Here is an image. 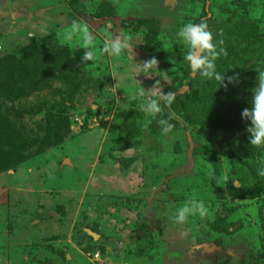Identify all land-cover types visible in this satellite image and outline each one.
I'll use <instances>...</instances> for the list:
<instances>
[{
	"label": "rangeland",
	"instance_id": "1",
	"mask_svg": "<svg viewBox=\"0 0 264 264\" xmlns=\"http://www.w3.org/2000/svg\"><path fill=\"white\" fill-rule=\"evenodd\" d=\"M201 22L227 52L215 62L223 83L238 84L198 72L192 90L181 84L178 32ZM117 38L121 54L104 52ZM262 42L264 0H0V140L32 131L25 162L0 173V264H264L263 198L230 193L228 160L252 106L241 58ZM152 58L160 72L144 71ZM161 91L175 100L153 117L146 103ZM205 95L219 114L203 128L182 120ZM192 202L205 215L176 223ZM185 234L196 240L183 259L173 241Z\"/></svg>",
	"mask_w": 264,
	"mask_h": 264
},
{
	"label": "trees",
	"instance_id": "2",
	"mask_svg": "<svg viewBox=\"0 0 264 264\" xmlns=\"http://www.w3.org/2000/svg\"><path fill=\"white\" fill-rule=\"evenodd\" d=\"M48 52H40V55H48ZM241 79L242 82L246 85L248 88L250 101H252V96L255 93L256 88L259 85V74L261 72H264V42L259 44L255 49L251 50L250 52H247L243 58H241ZM196 74H193L191 72V69L188 64V72L185 75V77L182 80V85L188 86L187 88L192 90V86L195 82ZM189 90V91H190ZM203 101L200 99L198 100V104L192 108L193 111V120L191 117H187L185 115H181V119H185L190 124L194 126H200L203 128L207 124L210 123V118L217 116L220 112V106L217 100L213 96H204ZM61 103L56 107L57 113H59L60 110H62L65 106H63ZM64 111H68L67 107L63 109ZM62 114V111H60ZM214 113V114H212ZM63 115V114H62ZM213 115V116H212ZM62 117H59L58 119H61ZM57 119V120H58ZM59 121V120H58ZM175 121V120H173ZM177 122V121H175ZM3 125V124H2ZM249 125V124H248ZM16 130L9 129L7 133H11L13 137L18 136L15 133ZM141 132L138 129H135L134 131H128L127 132V141L130 139H135L140 136ZM4 135V133L2 134ZM0 134V136H2ZM32 136V131L28 130L23 136L16 137L13 140L11 139L8 141L7 139H1L0 140V173L7 172L9 170H12L17 167L18 165L24 163L23 161V154L27 148L28 145L31 143L29 142L30 137ZM228 141L230 142L231 138L234 136L232 133L230 135L227 133ZM7 137V135L5 136ZM123 140L117 142L118 145V151H121L122 149V142ZM125 142V139L123 143ZM131 143L125 144V147H130ZM14 146V148H12ZM133 149V148H131ZM233 151L228 152V160L230 164V171L231 174L234 175L237 179V182L240 183L241 187L239 189H236V187L230 185L231 194L237 196V197H244L246 192L254 193L256 196H259L260 198H263L262 205L259 209V219L261 222V230L264 233V166L263 163L260 160L261 152L264 150V147H257L255 145L250 144L249 142V134L246 132L242 134L241 136L237 137L233 142ZM245 150H251L252 151V157H249L248 155H244ZM196 151L199 154H203L201 148L196 149ZM16 154L12 157V154ZM238 153V155L236 154ZM20 157V159H19ZM17 164V165H16ZM243 175L247 176L246 179L243 178ZM191 225L193 224V220L190 219ZM195 221V220H194ZM184 228H186V225L184 224ZM185 231V229H184ZM192 235V234H191ZM191 235H184L183 238L176 239L174 242V249L173 252L176 256H180L183 259L191 258L188 257L186 254L187 251L190 250L195 242L196 239H190ZM190 241V242H189ZM201 243V242H200ZM202 253L206 257L208 254L205 249L202 250ZM193 254H195L193 252ZM202 254V255H203ZM179 257V258H180Z\"/></svg>",
	"mask_w": 264,
	"mask_h": 264
},
{
	"label": "clouds",
	"instance_id": "3",
	"mask_svg": "<svg viewBox=\"0 0 264 264\" xmlns=\"http://www.w3.org/2000/svg\"><path fill=\"white\" fill-rule=\"evenodd\" d=\"M208 25L206 22L200 24L189 23L185 25L179 32L178 36L182 38L189 50L184 59L188 62L191 72L199 75L205 79H214L220 82V87L227 88L228 84H238L239 79L237 76L230 77L227 83H223L224 75L222 76L216 70V60L221 55H227L224 48L218 49L217 43L213 41V35L207 30ZM86 43H90V37L86 39ZM220 44L223 41L219 42ZM127 47V43H122L118 38L110 43L106 44L103 51L113 56H119L124 48ZM93 54L91 51L84 53V59L91 60ZM143 68L145 72L158 70V61L156 58H152L143 62ZM166 77V73H162ZM259 85L252 96L251 108H245L241 112V118L249 122V126L246 131L249 134V142L257 147H264V72L259 74ZM158 83V81H157ZM143 96V93H141ZM164 101L165 106H170L175 100L174 93H163L161 91L158 99H148L146 103V110L148 113L155 117L160 114L163 109L160 105V101ZM158 123L163 126L164 133H169L173 130V125L167 120H159ZM264 174V173H262ZM197 212L201 216L205 215V208L202 202H192L191 206H185L179 209L174 217L175 222L178 224L184 223L189 215H195Z\"/></svg>",
	"mask_w": 264,
	"mask_h": 264
},
{
	"label": "water",
	"instance_id": "4",
	"mask_svg": "<svg viewBox=\"0 0 264 264\" xmlns=\"http://www.w3.org/2000/svg\"><path fill=\"white\" fill-rule=\"evenodd\" d=\"M234 187H236V188L238 187V182H235V183H234ZM118 249H119V250H123V243H121V244L119 245Z\"/></svg>",
	"mask_w": 264,
	"mask_h": 264
}]
</instances>
